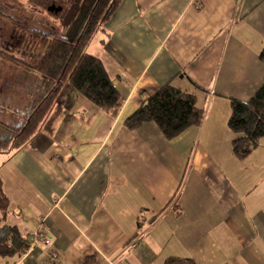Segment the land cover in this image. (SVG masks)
Here are the masks:
<instances>
[{
	"label": "crops",
	"instance_id": "crops-1",
	"mask_svg": "<svg viewBox=\"0 0 264 264\" xmlns=\"http://www.w3.org/2000/svg\"><path fill=\"white\" fill-rule=\"evenodd\" d=\"M263 46L264 0H121L86 49L118 105L67 88L28 143L0 153L5 224L50 241L0 264H47L51 252L55 264H264V138L239 161L227 126L230 99L264 84ZM167 83L195 94L202 124L173 140L154 123L128 130Z\"/></svg>",
	"mask_w": 264,
	"mask_h": 264
},
{
	"label": "trees",
	"instance_id": "trees-1",
	"mask_svg": "<svg viewBox=\"0 0 264 264\" xmlns=\"http://www.w3.org/2000/svg\"><path fill=\"white\" fill-rule=\"evenodd\" d=\"M79 1H74L65 19L72 21L67 32L62 33L63 29H42L36 34L48 39L41 53L23 54L22 58L0 54L2 62L25 73L37 74L40 78L39 91L32 99L29 112L20 117L17 127H4L9 136L0 142V153L17 150L28 143L39 131L56 99L67 88L98 108L109 110L118 105L119 93L102 62L89 55L86 49L121 0H87L85 10L82 6L79 9ZM258 59L264 63V46ZM203 119L204 112L196 106L195 94L167 83L154 95L146 97L142 105L124 121V126L128 130H136L145 123H154L166 140H173L185 130L199 127ZM227 126L235 136L231 143L232 153L243 161L264 138V84L247 102L230 99ZM7 211L8 199L0 182V258L22 255L31 246L30 241L22 237L15 227L5 224ZM163 264L194 263L190 259L168 258Z\"/></svg>",
	"mask_w": 264,
	"mask_h": 264
},
{
	"label": "rangeland",
	"instance_id": "rangeland-1",
	"mask_svg": "<svg viewBox=\"0 0 264 264\" xmlns=\"http://www.w3.org/2000/svg\"><path fill=\"white\" fill-rule=\"evenodd\" d=\"M52 1L58 4L61 0H0V28H2V32L3 30L5 33L12 32V35H22L24 38L21 44L14 46L15 43L2 37L0 39V54L11 49L16 51L15 57L17 58H22L23 54L41 53L45 49L48 39L45 36L31 35V31L40 32L42 29L45 31L63 29L62 33L68 31L67 27L72 24V21L69 22V18L60 21L62 15L47 11ZM62 1H65L61 2L65 8L67 5L70 7L69 1ZM81 6L84 9L85 6H88V2L80 0L79 9ZM77 12L78 10L76 14ZM62 25L64 26L61 28ZM33 39L35 42L30 43L29 41ZM6 65L10 66V64L0 60V142L9 136L4 125L17 126L18 120L13 115H24L30 110L31 101L40 87V78L37 74L30 73L29 76L22 77V69L13 68L10 70L5 68ZM36 77L39 79L37 80Z\"/></svg>",
	"mask_w": 264,
	"mask_h": 264
},
{
	"label": "built area",
	"instance_id": "built-area-1",
	"mask_svg": "<svg viewBox=\"0 0 264 264\" xmlns=\"http://www.w3.org/2000/svg\"><path fill=\"white\" fill-rule=\"evenodd\" d=\"M42 242L45 245H49L50 241H49V237L42 231V230H38L36 233H34L32 236H30V245L31 247H34L37 242ZM129 249H133L135 247V243L131 242L128 245ZM57 261V256L54 252H51L48 258V262L47 264H55Z\"/></svg>",
	"mask_w": 264,
	"mask_h": 264
},
{
	"label": "flooded vegetation",
	"instance_id": "flooded-vegetation-1",
	"mask_svg": "<svg viewBox=\"0 0 264 264\" xmlns=\"http://www.w3.org/2000/svg\"><path fill=\"white\" fill-rule=\"evenodd\" d=\"M70 2V7L67 5V7L65 8L64 6H63V2H65V1H59V3L57 4V3H54V1H52V4L51 5H54V6H59V7H61V11L59 12V13H57V15L58 14H60V15H62L61 16V20L60 21H64L65 19H66V17L68 16V14H69V12H70V10H71V7H72V5L74 4V1L75 0H67V2ZM85 1H87V0H85ZM62 2V3H61ZM67 4V3H66ZM11 38H13V37H11ZM16 38H18V37H14V43L16 44V45H18V44H20V43H22V41L20 40V39H16Z\"/></svg>",
	"mask_w": 264,
	"mask_h": 264
},
{
	"label": "water",
	"instance_id": "water-1",
	"mask_svg": "<svg viewBox=\"0 0 264 264\" xmlns=\"http://www.w3.org/2000/svg\"><path fill=\"white\" fill-rule=\"evenodd\" d=\"M47 11L48 12H54V13H59L60 11H61V7H59V6H54V5H51V6H49L48 7V9H47Z\"/></svg>",
	"mask_w": 264,
	"mask_h": 264
}]
</instances>
